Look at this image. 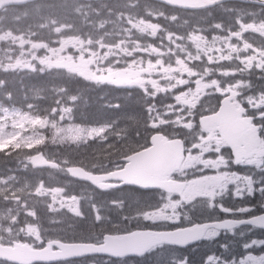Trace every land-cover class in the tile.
I'll use <instances>...</instances> for the list:
<instances>
[{"label": "rangeland", "instance_id": "374dc122", "mask_svg": "<svg viewBox=\"0 0 264 264\" xmlns=\"http://www.w3.org/2000/svg\"><path fill=\"white\" fill-rule=\"evenodd\" d=\"M86 7L88 8L89 6ZM92 9L83 14L80 13V9H77L74 12V20L67 21L58 17L60 20H65V22L57 24L55 21H50L48 25L45 24L42 27H38L34 32L31 31L32 28H29L30 31H21V34L11 35L7 33L4 37L0 34V67L4 68L5 72H31L42 75L50 74L54 71L65 72L64 74L70 72L77 75L82 73L88 81L98 84L120 85V87L134 86L146 90L151 89L155 95L161 98L165 95V97H168L167 94L171 92L175 105H173V102L165 101L162 98L163 106L167 107H163L165 108L164 110L159 109L156 112L157 114L163 113V120L174 119L176 121L174 118L176 115L175 111L183 113L181 109L174 110L176 106H189L187 107L189 108L187 112L192 113L197 108V103L193 104L197 98L199 101L203 100V98L211 99V97L215 96L211 92L216 87L217 89L223 87L220 81L224 77L227 79V74L230 72H221V66L217 65L214 59L216 60L218 57V63L223 62L224 53L221 52V49L225 45V38H212L211 34L207 35L209 30L206 31L207 33L204 30L203 33L188 35L186 38L189 41L188 47L190 48L186 51V56L202 61L198 65H195V62L192 63L195 68L193 67V70L189 72L183 64L168 65L165 62L167 58L173 56L174 52H177L175 55L184 54L183 50L177 48L179 44L176 40L171 37L165 38V34L160 27H149L144 19H137L135 15L128 16L127 14L119 13L117 7H106L104 9L105 14H108L107 17H110L111 20L101 29V31L103 30L102 35H105L104 38L102 37L103 41L101 43L87 42L82 35L76 34L60 39V36L64 33L71 32L78 26L84 27V23L90 20L87 14L88 16L93 15L95 18L104 16L100 15V12L95 10L96 8L93 7ZM33 16L30 19L31 21L39 18V15ZM13 23L14 25L17 24V22ZM66 23H71L72 25L67 26L65 25ZM25 24L29 25V22H25ZM259 27V24H254L253 29L255 30ZM218 30L222 31V29ZM210 31L211 33L213 32V30ZM243 31L239 28V33ZM233 34L234 32L231 35ZM146 36L150 40H154V42L160 40L158 46L161 47L158 49L151 44L144 48L145 44L141 40ZM175 38L177 39V37ZM164 39L168 41H163ZM259 40L257 36L255 41ZM79 41L84 43L81 42L80 46L77 44ZM63 42H68V46L73 47L72 50L74 48H76L75 50L82 49L83 54L78 56V61L75 57L72 72L57 66V64L63 62L62 59L55 57L51 60V56L54 55V47H59V44ZM2 43H10L11 45L8 44V46L4 47ZM142 55L148 56V64L145 66V71H141L145 61H138V56ZM238 67L241 68L242 74H245L244 66L238 65ZM156 70L159 73L156 74ZM240 70L237 71V74ZM239 78L244 81V77ZM255 82L257 84L255 88L252 86L250 88L262 92L264 90V81L255 79ZM239 85L246 86L247 84ZM258 86L262 90L258 89ZM244 97H248L247 92ZM251 99L254 101L252 97ZM53 114L51 117L40 118L33 110L18 111L7 109L0 105V150L7 148H20L27 152L30 150H44V152L60 156L59 146L79 145L89 140L101 141L109 129L108 127L81 128L74 126L71 121V109L61 106V104ZM183 116L188 118L187 114ZM196 117L197 115L181 123L183 125L184 122H186L185 124L192 122L191 126L188 125L189 130H184L186 133H189L196 125ZM199 137L200 141L195 148H191L189 161L184 166L185 173L188 177H191L189 186L196 188L192 189L186 196L189 203L204 199L202 204H204V208L209 214H218V211H224L225 207L223 204L228 199L233 202V200L237 201L247 195H245L246 192L243 188L244 184H237L238 178H242L245 183H252L251 192L249 193L252 198L264 194V191L261 190L264 185V176H261L264 173L262 170V167H264V147L257 152L258 154L256 153L258 158L254 157L241 168L240 172L242 173H238L236 169L234 170L233 167H230V161L224 160L222 157V153H224V149H221L224 148L222 144L214 140L213 137L211 138L214 143L207 141L209 136L203 137L200 134ZM213 152L220 154L219 157L217 158L216 154L214 156ZM52 158L56 159L54 156ZM31 159L32 157H29L26 160L27 166L31 165ZM210 159L218 162L210 163L208 161ZM223 176L226 179H230L229 184L233 187L227 196L225 195L227 184L225 187L217 183H210L213 178ZM10 184L11 181L0 178V191L8 192L4 205L0 203V245H11L23 239L41 245L51 239L50 236L52 234H59L60 236L64 234L75 235L79 230L78 221H82L81 225L86 226L94 216L95 208H91V205L84 207L85 204L81 200H74L71 203L62 202L63 200L57 194L48 200L55 203L56 206L54 207L53 205L52 207L53 216H56V214H67L69 217L70 215L75 221L78 220L76 221L77 225H72L71 227L63 225L58 221V218L55 222L38 224L35 218H24L22 213L27 208L29 198L19 194ZM257 185L261 188H257ZM197 189H200V191ZM262 189L264 190V187ZM34 202L35 199L31 200V206ZM237 206L236 203H232V207ZM182 210L187 212L186 209ZM84 211L86 216H82ZM243 212L249 213L250 210L247 209ZM109 213L115 215L116 219L121 215V212L114 208H111ZM160 214L150 216L147 220L144 217L142 222H158L156 218L157 216L160 217ZM24 220L35 223L40 227L25 226ZM239 236L241 238L236 243H240L241 257L232 258L230 264H264V240L252 235L242 237V234H239ZM171 263L184 264L179 261L177 254L171 256Z\"/></svg>", "mask_w": 264, "mask_h": 264}, {"label": "trees", "instance_id": "16d2710c", "mask_svg": "<svg viewBox=\"0 0 264 264\" xmlns=\"http://www.w3.org/2000/svg\"><path fill=\"white\" fill-rule=\"evenodd\" d=\"M128 2L130 1L122 0L110 5H95V7L82 0H54L38 3L35 7L41 6L39 9L47 15L54 14L58 17L63 15L67 18L70 17V20H74V12L77 9H80V13L83 14L95 7L96 11L104 16H100L94 21L92 19H95V16H88L87 14V17L91 19L88 20L87 23L91 24V26L94 25L93 27L97 30L101 26L97 22L106 21V12L104 11L106 7H117L122 12H130L131 8L128 6ZM86 6L89 7L87 8ZM24 10L25 9L10 8L1 13L0 16L4 14L5 16L3 18L15 20L17 17L25 14ZM141 12H143V15H141ZM153 13L157 15L171 14L167 15V17H176L178 22L180 21L179 26L176 24L169 25L165 24V22H159L166 31L165 36H168V34H178L186 38L187 30L190 25L192 26L195 24V26H199L197 22L190 23L192 19L189 18L187 14L167 9L148 1L138 2L135 9V17L137 19L142 20V18H144V21L146 20L147 23L153 24ZM185 23H190V25H184ZM0 27H5V24L0 22ZM72 34L84 35L85 30L82 26H78L75 30L69 32V35ZM5 35L6 34H2L3 37ZM164 40L167 41L166 39ZM141 41H143L145 47L151 44L157 48L161 47L158 46L160 40L154 42V40H150L148 36ZM188 43L189 41L186 40V44ZM8 44L11 45L10 43ZM8 44L2 43L4 47L8 46ZM0 84V105L6 107H19L20 103H25L26 105L29 103L31 105L37 104L39 102L49 103L50 95L55 92L54 95H56L57 91L63 88L64 90L67 89L73 96H82L81 102L79 104L75 102L73 106L75 109L78 107L76 120L79 123L89 126L117 123V134L113 136V141L111 139L109 142L107 150L99 151V149H96V146L92 147V144L86 145L78 150H75V147L68 150V160L72 166H82L90 169L93 162H110L112 159L117 162L131 153L147 147L151 136L154 134V129L151 124V111H153V108L150 109L149 107L151 103H155L154 101L157 98H152V100H150V97H148L146 93L138 89L116 88L112 86H88L82 84L80 81L65 80L63 77H60L59 74H56L54 77L53 75L36 76L27 73L12 74L4 72H0ZM10 101L15 104H10ZM51 105L53 104L51 103ZM213 112L215 111L208 113L211 114ZM166 135L174 137V135L171 136L168 132ZM26 153V150L20 148L0 150V177L15 180L18 188L30 187L32 190L40 189L42 199L38 204L41 205V207H35V211L40 221L45 223L49 220V217L45 214V196L49 195L51 190L55 188L63 189L65 186L63 181H60L58 176L53 173V169H46L38 173L35 170L32 171L25 163L28 157ZM54 179L56 181H54ZM116 195L121 196L128 204L133 203V201H136L135 203L145 201V204L148 205L153 197L152 194L139 191L135 192L133 190H122L117 192ZM114 198L116 197H113V199Z\"/></svg>", "mask_w": 264, "mask_h": 264}, {"label": "water", "instance_id": "95a60500", "mask_svg": "<svg viewBox=\"0 0 264 264\" xmlns=\"http://www.w3.org/2000/svg\"><path fill=\"white\" fill-rule=\"evenodd\" d=\"M37 0H0V12L7 7L21 6ZM91 1H107V0H91ZM171 7H177L184 10H201L215 3L208 0H151ZM264 4V1H254ZM242 112H236L231 109L228 104H223L221 111L203 121L205 129L219 127V131L229 137L232 141L233 150H239L247 142L252 141L253 129L249 121L241 120ZM224 132V133H223ZM245 139V140H243ZM152 147L141 152L127 161L129 164L125 170L115 173L107 179L122 182V186L137 187L145 191L165 190L169 193L181 192L185 185L167 181L182 163L183 147L180 141H169L161 135H157L152 139ZM36 166H48L49 163L36 157L33 160ZM72 176L84 181L98 185L99 181L96 177L88 175L82 170H70ZM250 225L264 229V216L253 219ZM232 223L213 224L205 227H215L218 229H229L233 227ZM185 232H177L172 234H157L150 232H140L129 236L109 239L102 249H94L88 246H64L61 244H53L61 249L60 252H52L51 249L44 251H32L27 245H16L14 248L0 247V261H8L14 264H52L67 259H77L91 255L109 254L117 257L142 256L151 248L159 244H173L171 237H176L180 243L186 239L191 241L193 234Z\"/></svg>", "mask_w": 264, "mask_h": 264}, {"label": "bare ground", "instance_id": "6f19581e", "mask_svg": "<svg viewBox=\"0 0 264 264\" xmlns=\"http://www.w3.org/2000/svg\"><path fill=\"white\" fill-rule=\"evenodd\" d=\"M116 5V4H115ZM163 7H165V8H167V9H171V10H175L176 11V9L178 10V8L177 7H171V6H168V5H163ZM247 9V8H246ZM244 10V8H242V11ZM247 11L249 12V13H251L254 17H255V21H257V22H264V16L263 15H261V14H259V13H257L256 11H254L253 9H247ZM133 13V12H132ZM218 21L220 22V19H218ZM225 21L227 22V25H229V26H233V27H235V28H240V29H245L246 27L245 26H242V25H240V24H236L235 25V20H233V19H225ZM93 23V22H92ZM48 25V24H47ZM94 26V25H93ZM207 30H209V34H211V37L212 38H215V37H221L220 35H218V34H220L219 32H218V30H216V29H212L213 30V32L211 33V31H210V29H205V32L207 31ZM204 31V30H203ZM207 33V32H206ZM67 36H69V32L68 33H64L62 36H60V39L61 38H66ZM230 42L233 44V46H235L236 48H238V49H242V48H244L245 46H246V44L245 43H243V42H239V41H237V40H235V39H231L230 40ZM181 47V46H180ZM151 113H154L153 111H151ZM253 118H255V115H253V117H252V122L254 123V121H253ZM256 121H260L261 123H263L264 122V117H262L260 114L256 117ZM211 137H213V139L214 140H216L218 143H220V144H222L223 145V147L224 148H226V146L228 145V144H231L232 143V141H231V139L229 138V137H226V136H219V135H211V136H209L208 137V139H207V141L208 142H210V143H214L213 142V140H212V138ZM224 148H221V149H224ZM212 157V156H211ZM210 158V157H209ZM210 163H212V159H210V160H208ZM26 184V183H25ZM161 198H164L165 199V196H160ZM16 218H18L17 216H16ZM21 221H22V219H21ZM24 223H26L25 224V226H29V227H32V228H38V227H40V226H38L37 224H35V223H32V222H29V221H25L24 220ZM262 234L264 235V232H262ZM51 239L52 240H54V241H56V242H61L63 239H62V236H60L59 234H52L51 236ZM36 250V249H35ZM139 264H142V263H139Z\"/></svg>", "mask_w": 264, "mask_h": 264}, {"label": "flooded vegetation", "instance_id": "af4514ba", "mask_svg": "<svg viewBox=\"0 0 264 264\" xmlns=\"http://www.w3.org/2000/svg\"><path fill=\"white\" fill-rule=\"evenodd\" d=\"M225 3H228V2H236V0H225L224 1ZM263 7H261L258 11H259V13H261V14H264V9H262ZM225 19H232V18H229V17H223L222 19H220V22H222V23H224V24H227V22L225 21ZM233 20H235V19H233ZM235 25L237 24V21L235 20ZM263 30H264V28H263ZM254 32V29L252 28V27H250V33H253ZM234 34H239L238 32H235ZM66 54H67V58L68 59H71L72 58V56L71 55H69V52L68 51H66ZM249 56H251V57H253L254 58V61L255 62H250V66H251V71H255V72H257V73H259V70L260 71H263L264 70V49L263 50H259V49H252V51L248 54ZM244 62H246L247 61V59H244L243 60ZM252 80H254V79H251V81ZM251 81H250V83H251ZM238 84H245V83H242V82H238ZM232 92H235V91H233L232 89H229V90H225V91H223V94L224 95H228V94H230V93H232ZM261 115L262 117H264V110H262L260 113H258V114H256L255 115V118H253V121H254V123H261L260 121H256V117L258 116V115ZM100 194V193H99ZM108 194V192H105V193H101L100 195H107ZM100 218H101V213H98L97 215H96V221H98V220H100ZM165 220V219H164ZM105 222H107V221H105ZM98 223V222H97ZM103 223V222H102ZM102 223H98V224H102ZM105 232L107 233V232H109L111 229H112V225L111 224H106L105 225ZM107 235V234H106ZM105 236V235H104ZM101 244V243H100ZM98 245V244H97ZM197 246H199V245H197ZM196 249H198V247L197 248H195V249H187V250H184L185 252H190V251H193V250H196ZM103 264H112L111 263V261L110 260H106V261H104V263Z\"/></svg>", "mask_w": 264, "mask_h": 264}]
</instances>
